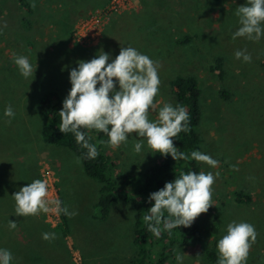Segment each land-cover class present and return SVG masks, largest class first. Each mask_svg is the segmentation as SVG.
<instances>
[{
    "label": "rangeland",
    "instance_id": "1",
    "mask_svg": "<svg viewBox=\"0 0 264 264\" xmlns=\"http://www.w3.org/2000/svg\"><path fill=\"white\" fill-rule=\"evenodd\" d=\"M113 1L87 8L89 0L79 5L73 0H29L33 11L44 7L62 12L60 18L50 20L48 11L37 9L41 12L37 27L13 0L0 1V248L12 252V264H131L134 258L132 208L117 203L105 222L94 220L98 184L83 175L73 153L66 151L69 158L65 159L38 137L43 119L35 112L37 100L53 90L64 98L71 87L68 68L77 60L91 59L101 48L114 57L121 46H132L158 62V107L173 103L167 82L175 76H194L202 92L199 150L219 164L215 168L203 162L198 165L200 171L216 176L213 205L195 219L200 241L176 248L168 264H177V255L182 256V264H207L206 251L216 245L230 221H246L264 232V195L259 197L264 194L260 179L264 173V38L232 39L238 27L234 13L245 0H115L118 11L112 13ZM70 6L75 15L72 23L63 13ZM186 38H190L188 45H176ZM238 49H246L251 62L235 59ZM14 55H25L34 69L37 66L33 77L20 75ZM216 57L223 58L222 80L210 71ZM222 90L227 98L220 95ZM9 105L12 117L3 114ZM155 117L152 112L150 118ZM89 132L96 138L95 131ZM134 143L130 137L126 145L114 148L98 140L102 151L113 157L118 179L156 162V153L146 144L136 153ZM27 167L32 173L29 178L23 173ZM35 178L47 182L49 200L58 198L76 213L66 216V225L62 213L51 210L27 217L15 214L11 195ZM255 182H259L257 190ZM233 192L250 195L253 202L238 206ZM9 221L16 223L14 229ZM45 232L55 233V238L43 239ZM256 242L247 264H263L262 255L254 251ZM262 250L260 246L261 254Z\"/></svg>",
    "mask_w": 264,
    "mask_h": 264
},
{
    "label": "clouds",
    "instance_id": "2",
    "mask_svg": "<svg viewBox=\"0 0 264 264\" xmlns=\"http://www.w3.org/2000/svg\"><path fill=\"white\" fill-rule=\"evenodd\" d=\"M238 27L232 32V39L240 37L250 41L264 38V0H245L235 10ZM234 57L251 62L246 49H238ZM13 63L24 78L33 77L37 66L25 55H14ZM158 62L132 46H121L114 57L102 48L88 60H77L68 68L71 85L62 100L59 112V131L71 133L75 142L86 150V159H95L99 152L96 144L90 143L89 131L104 134V141L110 147L127 144L135 139L133 150L140 153L146 146L152 154L171 156L174 161L194 160L215 168L219 161L209 154L193 149L190 154L178 151L173 138L181 132L190 131V117L187 109L179 103L164 102L158 107L156 97L160 90ZM63 70V69H62ZM152 112L156 113L151 119ZM4 116H14L9 105ZM135 134V135H133ZM216 176L211 171H180L161 188L150 192L143 221L147 231L159 238L162 232L171 233L174 228L191 227L195 219L206 213L212 203L213 184ZM15 214L26 217L50 210L71 217L76 215L60 199L49 200L48 184L35 178L19 188L12 195ZM50 205L53 206L50 208ZM14 229L16 223L9 221ZM45 240L54 239L55 233H42ZM257 238L254 225L246 221H230L224 233L216 241L217 264H247L252 243ZM177 255V264H182ZM13 255L9 249L0 248V264H12Z\"/></svg>",
    "mask_w": 264,
    "mask_h": 264
},
{
    "label": "trees",
    "instance_id": "3",
    "mask_svg": "<svg viewBox=\"0 0 264 264\" xmlns=\"http://www.w3.org/2000/svg\"><path fill=\"white\" fill-rule=\"evenodd\" d=\"M1 1V0H0ZM18 7L26 12L32 20H35L34 11L29 0H13ZM219 1V0H215ZM0 20L1 9H0ZM26 21V20H24ZM32 26L34 23L31 24ZM190 39V38H189ZM189 39L186 38L181 41H176V45L183 47L188 45ZM128 45V44H127ZM223 58L216 57L213 61V66L210 67L211 72H216L219 79L225 76L223 69ZM264 69V60L261 63ZM168 90L172 101L175 104L179 103L185 107L189 113L190 122L188 133L181 132L177 137L173 138L174 146L178 151H183L190 154L193 149H200L201 136L199 133V126L201 122V89L197 79L192 75H178L168 80ZM220 95L224 98L228 97V93L221 91ZM62 96L58 91H48L41 95L35 105V112L43 119V123L38 130L41 140L47 148L52 150H66L73 153L79 160L83 174L90 180L95 181L99 190L97 192L96 201L92 207V218L97 222H105L111 213V209L117 203L129 205L135 213V219L132 228V245L135 249V255L131 264H168L176 253V248H184L194 242H199L201 238L200 227L196 221L191 227L185 228L180 226L174 228L171 233L162 232L159 238L147 231L143 221V216L147 212V208L151 206L147 202V197L150 192L156 191L163 186L166 181H171L178 176L180 171H196L200 168L197 161L179 160L174 161L171 156H161L156 153V162L149 168L132 176H121L114 173L116 170V163L113 157L105 154L102 151L98 140H107V136L100 133L96 138L92 137L90 132L86 135L91 136L90 143L97 146L99 155L95 159H86V150L81 148L76 142L71 133H61L59 127V110L62 106ZM3 116H0V122ZM45 119V120H44ZM262 174V173H261ZM263 181L261 187L264 185V173L261 176ZM259 182H255L257 190ZM262 194V190H261ZM264 194L259 197H263ZM233 201L236 205L242 206L251 204L253 197L243 192H233ZM63 224L66 225L67 218L62 213ZM257 242L254 244V251H258L262 255L264 264V252L261 254V248H264V232L257 231ZM260 240L262 244L260 245ZM264 251V250H262ZM207 264H217V251L215 245L205 253Z\"/></svg>",
    "mask_w": 264,
    "mask_h": 264
},
{
    "label": "crops",
    "instance_id": "4",
    "mask_svg": "<svg viewBox=\"0 0 264 264\" xmlns=\"http://www.w3.org/2000/svg\"><path fill=\"white\" fill-rule=\"evenodd\" d=\"M46 1V0H45ZM50 1V0H49ZM74 1H76L77 2V4L79 5V3H81V1L82 0H73V2ZM107 1V0H106ZM105 2V0H89V5H90V7H87V8H94L95 7V5L96 6H100V5H103V3ZM81 5V4H80ZM74 7L73 6H70L69 8H66V9H64V11H63V13L65 14V16H67V21H70V23H72L73 22V20L75 19V15H74V10H72ZM37 9H40V10H46V11H48L50 14L48 15L49 16V18H50V20H52V18H55L56 16L58 17V18H60V16H61V13L62 12H56V10L55 9H53V10H49V9H47V8H44L43 7V9L40 7V8H36L35 9V11H37ZM34 11V12H35ZM41 14V12H39V13H36L35 12V14H33L34 16H35V20H33V23H34V25H33V27H37L38 25H39V22H38V16ZM77 16V15H76ZM56 23L58 24V23H61V21L60 22H57L56 21ZM61 95V94H60ZM39 130V129H38ZM38 137L40 138V136H39V134H38ZM41 139V138H40ZM1 140V139H0ZM38 145V144H37ZM2 148V147H1ZM1 148H0V151H1ZM32 149H34V148H32ZM49 149V148H48ZM58 151V153L63 157V158H65V159H67V158H69V156H68V152H66V150H61V149H58L57 150ZM56 151V152H57ZM33 157H35V151L33 150ZM35 160V159H34ZM37 160V159H36ZM69 161H72V160H69ZM73 162V161H72ZM79 165V164H78ZM79 168H80V170H81V166L79 165ZM81 172H82V170H81ZM23 173L29 178V177H31V171H30V168L29 167H27V169H23ZM83 173V172H82ZM7 174H10V173H7ZM263 174V173H262ZM84 175V174H83ZM85 176V175H84ZM262 176V175H261ZM86 177V176H85ZM87 178V177H86ZM261 180H263V178L261 177L260 178ZM10 192H12V190L10 191ZM27 217V216H26ZM26 221L28 222V220L26 219ZM28 223H31V222H28Z\"/></svg>",
    "mask_w": 264,
    "mask_h": 264
},
{
    "label": "built area",
    "instance_id": "5",
    "mask_svg": "<svg viewBox=\"0 0 264 264\" xmlns=\"http://www.w3.org/2000/svg\"><path fill=\"white\" fill-rule=\"evenodd\" d=\"M114 2H115V0L111 4V11H112V13H117L118 10L116 8H118V4L115 7Z\"/></svg>",
    "mask_w": 264,
    "mask_h": 264
}]
</instances>
